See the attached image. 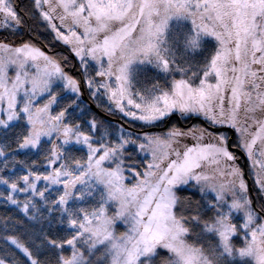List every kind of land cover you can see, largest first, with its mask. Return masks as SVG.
I'll use <instances>...</instances> for the list:
<instances>
[{"label":"snow or ice","instance_id":"1","mask_svg":"<svg viewBox=\"0 0 264 264\" xmlns=\"http://www.w3.org/2000/svg\"><path fill=\"white\" fill-rule=\"evenodd\" d=\"M0 30V264H264V0H0Z\"/></svg>","mask_w":264,"mask_h":264},{"label":"trees","instance_id":"2","mask_svg":"<svg viewBox=\"0 0 264 264\" xmlns=\"http://www.w3.org/2000/svg\"><path fill=\"white\" fill-rule=\"evenodd\" d=\"M17 3L19 4L20 7H23L25 4H30V0H17ZM19 11V8L17 9ZM22 14V13H21ZM29 24L35 29L34 35V42L37 43L39 46H42L44 50H46L50 55H57V56H67L68 60L71 63L78 64L77 59L75 58L74 54L71 53L70 49H68V46L63 45V43L55 41L53 39V34L51 33L50 29H46V24L40 19H34L32 21H29ZM26 38H28L27 33H23ZM9 33L7 31L1 30L0 31V39H3L5 36H8ZM12 39H15V37H11ZM19 41H17L18 43ZM74 75H79V73L76 72L75 69H69ZM85 95L87 97L84 98V96L81 98L82 99V106H87L91 113L94 114L99 120L103 121L105 124L111 125L113 127L119 125L120 123L124 122V118L122 115H119L117 113L115 114H109L108 111H106V102L103 100L101 103V107H97V103H100V101H95L89 98L87 90H85ZM105 102V103H104ZM78 112V110H77ZM172 123H179L180 126L182 127H189L192 124H199L202 123V119H196V120H183L179 121L177 117L172 118ZM170 126V124L168 125ZM159 128H154L152 131H158L161 132L165 130V127L162 126V129ZM139 131L140 130V123L137 122L134 128H129V131ZM229 134V133H228ZM231 135V134H229ZM233 139H235V133L233 134ZM240 156V155H239ZM23 158V157H20ZM244 159L243 157L240 156V164L246 170V173L248 171V163H246L244 166ZM248 179V183L250 185L253 184V178L251 176L246 177ZM4 186L0 185V191H3ZM253 196H256V190L253 188L252 193ZM22 198V197H21ZM13 206L7 205L6 207V202L0 199V214H3L5 211L12 209Z\"/></svg>","mask_w":264,"mask_h":264},{"label":"rangeland","instance_id":"3","mask_svg":"<svg viewBox=\"0 0 264 264\" xmlns=\"http://www.w3.org/2000/svg\"><path fill=\"white\" fill-rule=\"evenodd\" d=\"M1 31V30H0ZM62 43V42H61ZM42 47V46H41ZM43 48V47H42ZM68 49H70L69 47H68ZM46 51V50H45ZM84 98H85V92H84ZM103 100L106 102V105H108V102H107V100H106V98H103ZM104 102V103H105ZM117 114H119L118 112H117ZM119 115H121V114H119ZM140 123V122H139ZM160 129H162V127L160 128ZM153 130H154V128H153ZM151 131H152V129H151ZM155 132H158V131H155ZM238 154H240L239 152H238ZM247 158V157H246ZM239 162V164H240V160L238 161ZM247 165H248V171L250 172V170H251V168H250V161H248L247 160ZM241 165V164H240ZM242 167V166H241Z\"/></svg>","mask_w":264,"mask_h":264},{"label":"water","instance_id":"4","mask_svg":"<svg viewBox=\"0 0 264 264\" xmlns=\"http://www.w3.org/2000/svg\"><path fill=\"white\" fill-rule=\"evenodd\" d=\"M228 130V129H227ZM231 132H233V130H230ZM240 153V155H243V153L242 152H239ZM243 157L245 158V156L243 155Z\"/></svg>","mask_w":264,"mask_h":264}]
</instances>
